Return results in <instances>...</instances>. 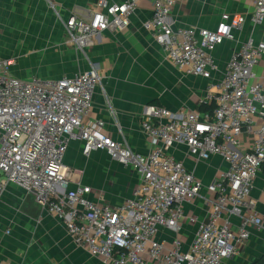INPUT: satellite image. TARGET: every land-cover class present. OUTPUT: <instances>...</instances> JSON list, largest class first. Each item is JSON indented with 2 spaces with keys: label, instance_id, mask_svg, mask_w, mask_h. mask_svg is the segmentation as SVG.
Instances as JSON below:
<instances>
[{
  "label": "built area",
  "instance_id": "2783aa9c",
  "mask_svg": "<svg viewBox=\"0 0 264 264\" xmlns=\"http://www.w3.org/2000/svg\"><path fill=\"white\" fill-rule=\"evenodd\" d=\"M140 1L97 0L91 13L62 19L67 43L85 53L103 31L125 30ZM146 1L152 14L143 27L165 58L187 75L217 77L206 96L209 111L144 106L140 128L150 148L142 154L105 133L103 120L87 121L101 85L96 67L72 77L23 79L11 71V59L0 56V201L9 185L31 194L75 245L104 264H237L241 247L256 233L264 239V214L250 196L264 167V74L259 71L264 35L255 38L249 32L223 68L214 51L235 40L246 23H264V0H246L248 14L222 12L214 29L175 25L177 0ZM244 134L251 137L245 150ZM75 141L84 156L104 152L136 172L138 183L128 198L117 205L100 202L94 189L81 183L82 171L64 163ZM181 144L198 160L219 155L228 164L206 187L212 198L202 195L193 170L170 153ZM197 196L208 205L206 220L187 246L174 236L166 247L159 232L177 233L183 204Z\"/></svg>",
  "mask_w": 264,
  "mask_h": 264
},
{
  "label": "crops",
  "instance_id": "0c3cea01",
  "mask_svg": "<svg viewBox=\"0 0 264 264\" xmlns=\"http://www.w3.org/2000/svg\"><path fill=\"white\" fill-rule=\"evenodd\" d=\"M96 1L51 0L63 19L73 14L85 16L91 13L97 9ZM245 4H248L246 0H177L172 17L177 26L214 29L222 12L248 14L249 9ZM151 14V3L140 1L125 30L103 31L85 49V53L67 43L61 26L53 34L48 24L45 29L38 31L36 27L28 25L18 41L10 40L5 46L0 42V56L11 59V71L23 79L32 76L49 79L72 77L87 70L91 63L101 77V85L93 95L87 121L103 120L105 133L133 150L146 154L150 144L140 128L144 106L157 105L172 112H208L210 103L206 99L207 92L214 91L213 83L217 79H203L176 69L165 58L162 48L151 33L143 27V22ZM248 28L249 23H246L243 31L235 35V40L216 47L214 57L220 68L224 67L233 50L249 34ZM262 37L263 35L258 36ZM83 54L87 55L88 59L85 60H88V65ZM17 59L28 60L24 65L21 62L18 65ZM19 66L25 67L21 70ZM111 109L115 112L114 116L111 115ZM241 140L242 149L245 150L251 144V137L244 134ZM97 152L100 151L92 152L89 157ZM170 153L193 170L203 184L202 195L212 198L213 195L206 187L227 168L226 161L219 155L198 160L188 154L184 144L175 145ZM89 157L83 155L81 144L76 141L71 143L64 157L68 161H64L65 164L82 171L81 183L84 184H88L84 172L86 166H76V163L81 158L88 162L91 160ZM127 170L134 175L128 198L138 183V176L134 170ZM16 191L23 192L9 185L0 201V264H104L100 258L91 256L86 249L75 245L56 217L41 212L37 204L36 207L30 200L18 198L14 195ZM250 196L257 200L258 213L264 214V205L261 203L264 198V169L258 173ZM106 199L103 202L111 205L122 202H113L108 197ZM97 200L102 202L99 198ZM207 208L202 196L184 203L183 217L179 221L180 230L173 233L164 229L159 232L158 239L166 247H170L172 239L177 236L183 246H187L201 221L206 220ZM256 234L247 245L241 247V254L260 250L259 234ZM249 257L240 264L249 263Z\"/></svg>",
  "mask_w": 264,
  "mask_h": 264
},
{
  "label": "rangeland",
  "instance_id": "374dc122",
  "mask_svg": "<svg viewBox=\"0 0 264 264\" xmlns=\"http://www.w3.org/2000/svg\"><path fill=\"white\" fill-rule=\"evenodd\" d=\"M51 0H0V42L3 46L7 44L10 40L18 41L22 37L23 31H25L26 26L36 27V31L45 29L46 26L53 34L61 26L63 27L62 16L58 15L52 7ZM250 8V5L245 4ZM246 7V6H245ZM48 24V25H47ZM47 30V29H46ZM253 31L255 38L259 35H264V23L252 27L249 24L247 33ZM7 32V34H6ZM40 33V32H39ZM36 34H38L36 32ZM39 35V34H38ZM43 35V34H42ZM84 55V54H83ZM84 61L87 55H84ZM28 59H17L18 65H24ZM21 62V63H20ZM20 63V64H19ZM87 64V62H86ZM88 65V64H87ZM15 66V65H14ZM92 66L90 63L89 68ZM25 66H19L22 68ZM27 69V68H26ZM259 71L264 74V69L260 68ZM91 160L86 161L78 159L76 166H86L84 169L85 176L88 179L87 183L94 189L97 194L103 193L98 196V198L103 202L112 200L113 202L123 201L127 198L130 192V183L134 178V175L127 170L126 167H122L117 162H114L109 158V156L104 152H97L91 157ZM65 163H68L67 159L64 158ZM83 166V167H84ZM127 173L129 178L127 179ZM18 198L24 197L26 200H30L36 206L34 198L31 194L25 193L24 191H16L14 195ZM9 198L15 199L14 196L8 195ZM105 203V202H104ZM37 207V206H36ZM260 250L257 252L253 251L250 254H241L239 259L235 260L237 264L242 263L244 259L249 257L248 262H253L262 255H264V239L259 240Z\"/></svg>",
  "mask_w": 264,
  "mask_h": 264
},
{
  "label": "trees",
  "instance_id": "16d2710c",
  "mask_svg": "<svg viewBox=\"0 0 264 264\" xmlns=\"http://www.w3.org/2000/svg\"><path fill=\"white\" fill-rule=\"evenodd\" d=\"M264 169V167H263ZM264 262V255H262L261 257H259L258 259L254 260L253 262H249L247 264H263Z\"/></svg>",
  "mask_w": 264,
  "mask_h": 264
}]
</instances>
